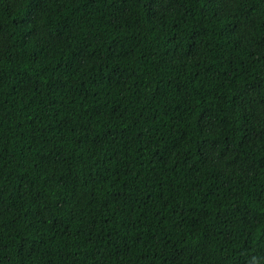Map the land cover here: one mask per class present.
I'll return each mask as SVG.
<instances>
[{
	"label": "trees",
	"instance_id": "1",
	"mask_svg": "<svg viewBox=\"0 0 264 264\" xmlns=\"http://www.w3.org/2000/svg\"><path fill=\"white\" fill-rule=\"evenodd\" d=\"M0 264H264V0H0Z\"/></svg>",
	"mask_w": 264,
	"mask_h": 264
}]
</instances>
